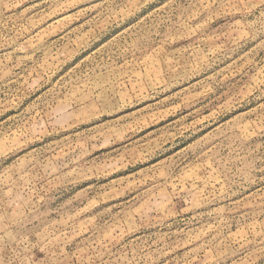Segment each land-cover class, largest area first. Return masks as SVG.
<instances>
[{"label": "rangeland", "instance_id": "374dc122", "mask_svg": "<svg viewBox=\"0 0 264 264\" xmlns=\"http://www.w3.org/2000/svg\"><path fill=\"white\" fill-rule=\"evenodd\" d=\"M0 264H264V0H0Z\"/></svg>", "mask_w": 264, "mask_h": 264}]
</instances>
